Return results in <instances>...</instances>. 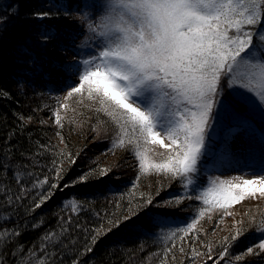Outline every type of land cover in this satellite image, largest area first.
<instances>
[{"label":"snow or ice","instance_id":"obj_1","mask_svg":"<svg viewBox=\"0 0 264 264\" xmlns=\"http://www.w3.org/2000/svg\"><path fill=\"white\" fill-rule=\"evenodd\" d=\"M84 7H102L103 11L97 20L89 11L80 14L88 33L81 47L90 51L84 58L59 66L69 89L65 100L80 94L98 102L119 129L113 149L133 145L141 174L179 179L187 195L157 203L150 194H141V202L129 209L123 220H109L108 228L93 229L91 246L81 255L92 252L100 238L139 215L163 223L157 215L166 216L165 210L181 204L184 198L200 200L205 207L179 229L182 233L193 230L212 206L231 215L227 209L234 204L264 198V165L259 171L253 169L228 180L210 178L207 187L198 183L214 122L229 120V135L235 140L244 135L252 139L258 120L264 159V0H105L102 5L89 0ZM64 14L70 16L68 8ZM33 15L46 19L52 14L44 11ZM12 19L0 16V32L7 30ZM42 35L45 40L50 38L47 33ZM60 107L66 109L67 105ZM55 115L60 124L61 116L58 112ZM125 137H129L127 145ZM149 145H159L167 155L156 161L149 155ZM69 162L74 163V158L69 156ZM0 169L11 174L7 164ZM109 171L89 169L71 186L102 179ZM55 172L56 182H52L47 175L33 178V173L18 169L13 180L16 192L11 186L0 189V208L5 209L0 214V264H63L58 242L66 229L47 231L39 244L25 246L20 242L23 233L17 222L18 207L34 190L44 189L33 199L29 215L51 199L65 169L57 165ZM247 176L252 178H244ZM69 203L76 211L77 203ZM248 223L259 240L229 258L230 248L249 231L243 222L240 227L234 225V233L219 253L220 261L228 258L227 264H258L264 259V220L251 218ZM193 252L200 255L195 249ZM72 264H82V260L77 257Z\"/></svg>","mask_w":264,"mask_h":264},{"label":"trees","instance_id":"obj_2","mask_svg":"<svg viewBox=\"0 0 264 264\" xmlns=\"http://www.w3.org/2000/svg\"><path fill=\"white\" fill-rule=\"evenodd\" d=\"M40 1L0 0V16L13 17L7 30L0 32V93H7L0 94V165L7 164L11 169V174L0 169V189L11 186L16 192L13 180L18 169L33 173V178L47 175L52 182H56V166L65 169L60 187L42 207L29 215L33 199L43 188L34 190L18 207L17 222L23 233L20 242L25 246L39 244L43 233L66 229L58 242L63 264H72L77 257L82 264H227L228 258L220 261L219 253L226 238L234 233L233 226L240 227L241 222L249 231L230 248L229 258L257 242L260 237L250 230L248 222L251 218L256 222L264 220L261 206L254 210L242 208L233 216L223 210H208L193 230L182 233L179 229L196 219L203 208L199 200L184 198L181 204L166 209V216L157 215L163 223L152 222L149 215H139L100 238L92 252L81 255L85 247L91 246L93 229L108 228L109 220H123L129 209L141 202V194H150L158 203L186 197L187 192L179 179L141 174L134 146L127 145L126 137V147L113 149V141L118 137L113 132L118 128L98 102L78 103L60 124L52 118L53 108L47 103L46 94L67 81L61 72L44 78V71L34 70L35 63L41 62L36 39L44 38L42 34L47 29L27 17L36 12ZM42 1L56 8L52 16L63 15L53 0ZM10 65L20 66L11 71ZM221 153L218 151L217 156ZM69 156L74 163L69 162ZM92 168L110 171L102 179L71 186L72 181ZM27 186L31 188L30 184ZM70 201L77 203L76 211ZM4 213L5 209L0 208V214ZM32 224L37 227H31ZM193 249L200 255H195ZM262 263L263 259L258 261Z\"/></svg>","mask_w":264,"mask_h":264},{"label":"rangeland","instance_id":"obj_3","mask_svg":"<svg viewBox=\"0 0 264 264\" xmlns=\"http://www.w3.org/2000/svg\"><path fill=\"white\" fill-rule=\"evenodd\" d=\"M56 5L60 8L62 12L61 17L50 16L46 19H38L33 14L37 12L50 11L54 14V6L45 3V1H40L36 6L32 15L27 18L33 21L45 25L44 33H47L50 37L45 40L43 37L36 39L39 42V46L36 48L41 55V62L35 63L37 72L44 71L42 77L52 78L53 76L60 73L59 66L63 63L71 62L75 58L79 60L86 57L87 53L90 51L87 47H81V45L86 40L88 33L85 30L84 25L80 21V14L84 11H89L91 13V18L97 20L101 15L103 9L102 7H97L94 9L85 8V3L89 0H53ZM105 0H95V3L102 5ZM79 6V8L77 7ZM68 8L70 16L65 17L64 9ZM32 24V21L29 22ZM27 32V31H26ZM44 36V35H43ZM75 37L73 39L72 37ZM95 45L94 41H89ZM53 64V67L51 65ZM20 65H10L8 67L11 71H17ZM32 67L33 65H30ZM28 67V69H29ZM51 68V69H50ZM31 69V68H30ZM62 85V86H61ZM68 88L66 84L61 83L56 86V89L49 94L47 103L52 106L51 116L56 120L55 113H59L63 119L69 114L70 109L74 108L78 103H88L90 102L87 96H81L76 94L73 97L65 100ZM66 104L67 108H61L60 105ZM256 131L252 133V139H249L247 135L240 136L233 140L229 135V128L231 127L230 121L227 119L221 120L219 122H214V130H210L209 137L207 138L210 142V147L207 154L202 158V170L198 178V183L201 187H207L210 178L219 177L222 180H228L232 177L243 176L245 172H250L253 169L259 171L262 165H264V159L261 157L260 150V125L259 121H255ZM118 128V127H117ZM114 135L119 134V129L113 132ZM129 137H126L128 140ZM167 143V141H165ZM152 152L149 153L153 159L159 161L162 156H166L167 152L165 149L160 148L159 145H149ZM218 151L222 153L217 156ZM109 162V161H106ZM112 163V162H111ZM244 178L251 179V176ZM200 201V200H199ZM201 206L204 208L202 201H200ZM264 208V198H248L240 203L234 204L232 207L228 208V212L231 216L238 215L242 208L246 210H254L259 207ZM209 210H217L212 206ZM218 212V211H213ZM264 264V259L263 263Z\"/></svg>","mask_w":264,"mask_h":264}]
</instances>
